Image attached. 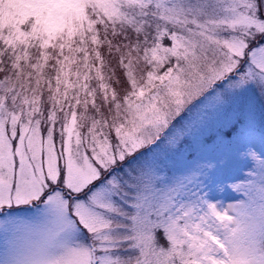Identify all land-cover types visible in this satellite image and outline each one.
<instances>
[{"label":"snow or ice","instance_id":"obj_1","mask_svg":"<svg viewBox=\"0 0 264 264\" xmlns=\"http://www.w3.org/2000/svg\"><path fill=\"white\" fill-rule=\"evenodd\" d=\"M0 264H264V0H0Z\"/></svg>","mask_w":264,"mask_h":264}]
</instances>
